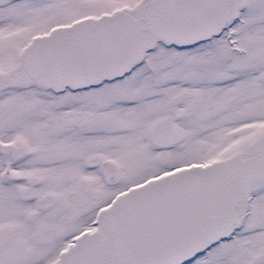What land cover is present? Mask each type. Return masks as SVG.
Masks as SVG:
<instances>
[{"label": "snow or ice", "instance_id": "6c2138e0", "mask_svg": "<svg viewBox=\"0 0 264 264\" xmlns=\"http://www.w3.org/2000/svg\"><path fill=\"white\" fill-rule=\"evenodd\" d=\"M0 264H264V0H0Z\"/></svg>", "mask_w": 264, "mask_h": 264}]
</instances>
